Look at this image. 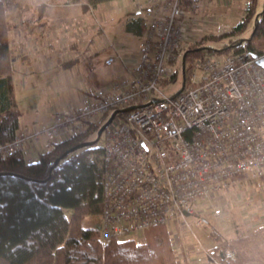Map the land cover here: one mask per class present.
<instances>
[{
  "label": "built area",
  "instance_id": "built-area-1",
  "mask_svg": "<svg viewBox=\"0 0 264 264\" xmlns=\"http://www.w3.org/2000/svg\"><path fill=\"white\" fill-rule=\"evenodd\" d=\"M205 1L233 0H133L146 21L135 58L127 59L108 38L104 59L109 66L120 63L123 74L88 93L83 105L59 109L52 122L20 128L13 140L0 142V152L22 150L33 161L30 143L47 151L118 111L103 138L100 239L143 241L148 228L167 224L186 262L193 264L185 242L190 234L212 264H225L236 259V250L207 247L190 217L197 215V201L213 202L242 177H264V66L258 63L264 52L206 55L189 66L183 48L191 42L190 28L221 26L197 17ZM85 4L93 29L104 30L101 16ZM180 71L181 90L167 93Z\"/></svg>",
  "mask_w": 264,
  "mask_h": 264
},
{
  "label": "trees",
  "instance_id": "trees-1",
  "mask_svg": "<svg viewBox=\"0 0 264 264\" xmlns=\"http://www.w3.org/2000/svg\"><path fill=\"white\" fill-rule=\"evenodd\" d=\"M13 1L0 0L1 143L13 140L21 127L13 83L16 56L10 46L12 24L7 16ZM82 1L96 8L111 0H68L72 3ZM258 1L248 0L244 15L231 30L219 35H204L191 41L189 47L185 46L187 64L191 66L196 58L214 53L243 50L263 53L264 1L260 10ZM253 18L250 35L246 38L235 36L243 32ZM103 26L104 30H94L105 32L104 22ZM124 28L142 36L146 21L134 13L127 18ZM223 36L230 40L226 47L211 49L204 46L206 40ZM254 37L259 41L255 43ZM105 50L102 48L94 54L99 56ZM86 59L92 69L93 55ZM95 77V72L90 73L91 82ZM176 78L177 72L173 74V79ZM95 90L90 89L89 93L93 95ZM112 113L107 112L91 122L85 131L58 141L34 162H29L22 150L7 156L0 152V264H179L166 224L148 228L146 241L115 239L104 242L100 239L106 150L103 136L96 138L99 128ZM123 113L121 110L119 115ZM90 140L95 141L71 151L56 163L65 151ZM210 234L215 240L212 247L215 251L226 247L236 249L237 259H226L225 264H242L243 253L238 249V242L226 239L215 228Z\"/></svg>",
  "mask_w": 264,
  "mask_h": 264
},
{
  "label": "crops",
  "instance_id": "crops-1",
  "mask_svg": "<svg viewBox=\"0 0 264 264\" xmlns=\"http://www.w3.org/2000/svg\"><path fill=\"white\" fill-rule=\"evenodd\" d=\"M47 1L48 0H41L40 3H31L24 7H20V2L14 0L10 5L11 10L13 7V10H17L15 18L10 20L12 24L10 31V46L16 56L14 60L13 83L17 106L21 113L20 128H33L42 123L52 122L55 113L59 109L81 106L86 102L89 89L85 84L83 88L73 89V85L70 81V77H72L70 76L72 70L71 65L75 64L78 52L82 51L84 47L82 43H89L88 46L85 45L86 48L91 46L94 42L98 41L100 43L98 38L101 35L93 29L94 26L88 28V23L83 22H81L83 24L79 26V24H81L78 22V20L81 19L79 14L80 11L75 7L84 6L88 13V7L85 4L86 1L78 3L68 2V0H52L50 3ZM132 2L133 0H129V4L134 13H136ZM205 3L212 2L205 1ZM24 12L26 15L28 14L29 18H23L22 14H24ZM54 17L63 20H54ZM52 19L57 25L50 24L54 22L50 21ZM102 20L104 24H106L103 18ZM59 22L61 23L58 24ZM47 24L49 25L48 29L42 30ZM66 25H70L69 29L65 28ZM82 26L85 28L83 32L75 30L76 27L82 28ZM72 29H74V31H72ZM103 33L108 40L104 48H106L105 51L109 53L110 49L107 45H109L108 38H110V36L106 30L105 32L103 31ZM70 34H72L71 37H69ZM138 37L140 40L138 45L139 48L142 36ZM38 54H47L50 58L55 60V66H53L52 69H48L49 65L46 62L44 67L40 65L41 56ZM87 54L86 58L91 56L88 51ZM124 55L127 59L133 61L135 58V51ZM113 71L114 75L110 80L99 82L96 76L94 82L90 81L93 78H88L87 82L89 83L87 85H92L91 83H97V87L108 85L113 79L123 74L122 65L120 63H115L113 65ZM83 91L85 92L83 93ZM29 148L35 156L34 161H36L42 153V150H39L34 143H30ZM243 216L244 220L251 219L249 215ZM256 218L264 219V215H256ZM188 237L189 235H186L185 242L193 264H211L209 260H207V257ZM248 237V235H242V237L234 239L236 243L238 242V249L243 253L241 255L242 264H264V244H262V246L257 245L252 247L248 243ZM176 249L178 250L177 256L179 264H190L179 255L182 250L177 247Z\"/></svg>",
  "mask_w": 264,
  "mask_h": 264
},
{
  "label": "rangeland",
  "instance_id": "rangeland-1",
  "mask_svg": "<svg viewBox=\"0 0 264 264\" xmlns=\"http://www.w3.org/2000/svg\"><path fill=\"white\" fill-rule=\"evenodd\" d=\"M18 1L20 2V7H24L31 3H40L41 0ZM51 1L52 0H48L47 2L50 3ZM263 1L264 0L258 1V10L262 9ZM247 2L248 0H233L230 2L222 3H204L203 7L198 8L197 17L219 20L221 26H214V28L208 30H198L191 27V41H194L200 37L202 38V36L204 35H219L224 31L231 30L244 15ZM10 7L11 6L8 7L9 21L13 20L17 13V10H13L14 7L12 8V10L10 9ZM75 8L80 11L79 14L81 19L78 20V22L88 23V28L93 26L94 23L93 20H91L92 17L89 13H87L85 7L77 6ZM95 12L99 13L106 21V32L123 54L132 53L138 49V45L140 43L139 37L131 32L126 31L124 28V24L127 18L134 14V11L129 4V0H111L102 3L95 8ZM25 15L26 13L24 12V14H22L23 18H29L28 14L26 16ZM54 20L63 19L55 18ZM54 20L52 19L50 21ZM60 23L61 22H59L58 24ZM83 23L79 24V26H81ZM50 24L57 25L55 21L51 22ZM253 24L254 18L251 20V22H249L247 28L243 32L237 33L235 36L240 38L248 37L251 33ZM48 26L49 25L47 24L42 28V30H47ZM69 26L66 25L65 28L69 29ZM75 30L80 31V28L76 27ZM72 31H74V29H72ZM100 35L101 36H99L98 38L100 40V43L98 41L94 42L88 48H86L85 45L88 46L89 43H82L84 47L82 51L78 52V56L75 59V64L71 65L72 70L70 76L72 77H70V81L73 85V89L83 88L84 84L89 90H93L94 88H96L98 86L97 83H91L92 85H87L89 83L87 82V79L90 78V73L92 72L96 73L99 82H106L110 80V78L114 75L113 65L109 66L104 63V59L107 56L108 52L103 51L99 53V56L93 54L96 53V51L104 48L105 44H107L108 40L105 34L102 32L100 33ZM71 36L72 34H70L69 37ZM258 41L259 38L254 37V42L256 43ZM229 43V37L223 36L218 39L211 38L206 40L204 42V46L211 49H217L226 47ZM187 47L189 46L187 45ZM87 51L89 55H93L94 62L92 64V69L88 64H86L88 62V59H86V56L88 55ZM217 54L219 53H216V55ZM38 55L41 56L40 65H42L43 67L45 65V62L49 65L48 69H52L53 66H55V60L50 58L47 54ZM213 55H215V53ZM182 81V71H180L177 81L172 85L165 87L166 92L169 94H175L180 91L182 88ZM84 92L85 91H83V93ZM196 214L197 215H192L190 217L191 221L193 222L194 230L205 243V245L209 248H212L215 244V240L210 234L212 228L217 229L220 233L223 234L226 239H229L231 241L242 237V235H248L249 245H251L252 247H255L257 245L262 246V244H264V219L256 218V215H264V177H242L239 182H236V184H233L231 186V189L224 192V194L218 195L213 202H209L208 200L197 201ZM198 215L202 218V222L199 224H197ZM243 215H249L251 219L244 220ZM168 227L170 230L172 244H174L171 227L169 225ZM188 235L189 240L193 241L197 246L195 238L190 234ZM146 239L147 237H145L143 241H146ZM174 248L176 253H178L176 247Z\"/></svg>",
  "mask_w": 264,
  "mask_h": 264
},
{
  "label": "water",
  "instance_id": "water-1",
  "mask_svg": "<svg viewBox=\"0 0 264 264\" xmlns=\"http://www.w3.org/2000/svg\"><path fill=\"white\" fill-rule=\"evenodd\" d=\"M257 55V54H256ZM258 63L262 66H264V56L262 57H259L258 58ZM131 108V107H130ZM128 108V109H130ZM118 111H114L111 116L108 118V120L99 128L98 130V135H97V138L96 139H99L103 133V131L106 129V127L113 121L114 117L116 116ZM95 140H90V141H84V142H81L77 145H75L74 147H72L71 149L65 151L60 157H58L56 159V163L64 156H66L68 153H70L71 151L77 149V148H81L83 146H86V145H89L91 143H93Z\"/></svg>",
  "mask_w": 264,
  "mask_h": 264
},
{
  "label": "bare ground",
  "instance_id": "bare-ground-1",
  "mask_svg": "<svg viewBox=\"0 0 264 264\" xmlns=\"http://www.w3.org/2000/svg\"><path fill=\"white\" fill-rule=\"evenodd\" d=\"M90 5V4H89ZM92 8H93V10L95 11V7H93L92 5H90ZM8 16V15H7ZM106 130V129H105ZM104 130V131H105ZM104 131H103V133H102V135L101 136H103V138H104ZM97 135H98V133H97ZM101 138V137H100ZM26 156V155H25ZM27 159V158H26ZM34 161V160H33ZM33 161H29V162H33Z\"/></svg>",
  "mask_w": 264,
  "mask_h": 264
}]
</instances>
